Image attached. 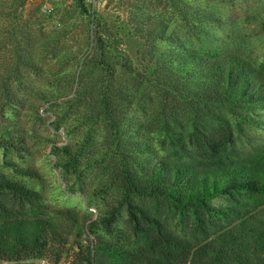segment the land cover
Wrapping results in <instances>:
<instances>
[{"label": "trees", "instance_id": "16d2710c", "mask_svg": "<svg viewBox=\"0 0 264 264\" xmlns=\"http://www.w3.org/2000/svg\"><path fill=\"white\" fill-rule=\"evenodd\" d=\"M76 2L92 22V52L74 74L52 77L49 91L34 97L53 112V129L71 118L63 130L76 135L50 150L68 190L81 189L92 171L97 184L87 195L105 205L86 223L73 210L47 214L42 195L15 178L35 179L37 171L2 161L0 264L51 256L58 264L71 244L73 264H264V144L246 152L237 147L249 129L264 130V65L192 46L158 10L129 11V31L115 32L96 22L85 0ZM156 6L173 11L195 41L208 40L205 26L217 22L178 0ZM245 21L264 23V11ZM128 36L141 41L136 62L122 53ZM19 56L6 65L3 81L21 67L35 68ZM118 70L129 87L119 83ZM8 95L7 106L22 104ZM138 95L148 97L150 112L139 107ZM17 132L0 126L2 151L28 152ZM85 231L92 236L86 243Z\"/></svg>", "mask_w": 264, "mask_h": 264}, {"label": "rangeland", "instance_id": "374dc122", "mask_svg": "<svg viewBox=\"0 0 264 264\" xmlns=\"http://www.w3.org/2000/svg\"><path fill=\"white\" fill-rule=\"evenodd\" d=\"M88 9L96 13L95 19L115 32L129 31L126 27V15L139 7L158 10L170 21V31L194 47L212 46L221 52H234L264 65V23H248L245 17L264 11V0H178L187 6L204 13H211L216 23L207 24L205 31L208 40L195 41L185 25L178 20L169 8L158 7L157 0H85ZM152 5L146 7V4ZM93 26L90 17L82 14L76 0H28L23 6L17 0H0V126H11L18 129L17 136L22 137L28 152L21 155L4 152L0 149V163L7 160L15 167L32 168L38 177H15L30 188L38 191L43 198L45 212L54 215L59 210H73L80 222L86 223L89 217L94 220L99 210H103L104 201L100 197L87 195L97 180L94 172H87L82 182L69 191L64 178L54 168L55 156L50 152L51 143L62 146L70 141L76 132L66 135L71 118L66 119L58 130L49 123L53 120V112L46 111L47 105L34 96L39 91H49L46 83L54 76L62 73L74 74L80 61L91 54L94 41ZM123 54L136 62V51L141 41L130 36L121 39ZM15 52L18 56L12 55ZM23 55L35 68H19L18 75L5 78L6 65L13 63ZM119 59V58H118ZM119 61L112 60L114 63ZM119 83L130 86L129 77L118 70ZM3 79H2V78ZM17 77L18 87L13 84ZM5 85V86H4ZM13 91V92H12ZM65 90L63 91V93ZM23 100L21 105L11 108L7 106L4 94ZM139 107L150 112L148 97L138 95ZM264 121V111L260 118ZM264 144V130L252 128L247 131L244 141H239L238 149L249 151L254 146ZM163 154V152H159ZM2 166V165H1ZM10 176L8 168L1 169ZM89 196V197H88ZM221 204L222 201H214ZM86 225V224H85ZM84 243L92 240L85 231L82 234ZM71 244L68 252L58 264H73L76 249ZM55 257L37 261L36 264H54Z\"/></svg>", "mask_w": 264, "mask_h": 264}, {"label": "built area", "instance_id": "2783aa9c", "mask_svg": "<svg viewBox=\"0 0 264 264\" xmlns=\"http://www.w3.org/2000/svg\"><path fill=\"white\" fill-rule=\"evenodd\" d=\"M89 2H91V3H93L94 2V0H88Z\"/></svg>", "mask_w": 264, "mask_h": 264}]
</instances>
